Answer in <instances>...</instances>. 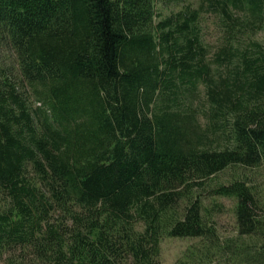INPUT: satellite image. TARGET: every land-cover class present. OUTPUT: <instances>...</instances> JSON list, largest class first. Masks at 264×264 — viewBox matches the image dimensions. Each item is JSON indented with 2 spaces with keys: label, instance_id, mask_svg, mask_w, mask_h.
Instances as JSON below:
<instances>
[{
  "label": "trees",
  "instance_id": "trees-1",
  "mask_svg": "<svg viewBox=\"0 0 264 264\" xmlns=\"http://www.w3.org/2000/svg\"><path fill=\"white\" fill-rule=\"evenodd\" d=\"M162 1L0 0V264H264V0Z\"/></svg>",
  "mask_w": 264,
  "mask_h": 264
},
{
  "label": "rangeland",
  "instance_id": "rangeland-1",
  "mask_svg": "<svg viewBox=\"0 0 264 264\" xmlns=\"http://www.w3.org/2000/svg\"><path fill=\"white\" fill-rule=\"evenodd\" d=\"M163 5L165 6L164 13L167 14L170 11H179L183 7L188 5L198 6L199 0H163ZM207 28H205V39L213 47H217L222 39V35L217 27L214 25V20L210 19L207 21ZM251 38L258 43L261 47L264 48V22L260 28L255 31V34L251 35ZM246 42H250V39H246ZM14 55L11 51L1 49V64L6 66L9 71L15 72L13 65ZM220 73H227L230 69L228 63L224 67H219ZM29 89V87H28ZM204 87H201L203 90ZM30 92V89H29ZM32 105L38 107L40 104L35 98H32ZM202 121L206 122V119L203 117V113L200 112ZM233 171L226 172L222 178L223 181L229 179L228 177L232 176ZM241 175L248 177L250 184L256 187L259 195L264 201V167L258 169H244L241 170ZM208 201V200H207ZM223 206L221 209L215 208L214 216L219 223L220 231L224 236H231L235 233L236 229V220L233 215L234 203L230 199H220L218 201ZM211 201H208L207 204H210ZM196 241L192 239H180V238H166L163 240L161 247V261L163 264H175L176 261L181 258L187 248L194 244Z\"/></svg>",
  "mask_w": 264,
  "mask_h": 264
}]
</instances>
